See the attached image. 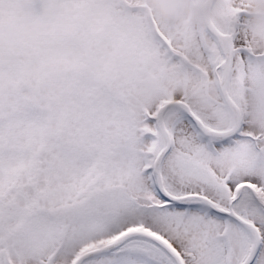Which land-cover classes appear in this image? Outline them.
I'll use <instances>...</instances> for the list:
<instances>
[{
    "label": "snow or ice",
    "instance_id": "6c2138e0",
    "mask_svg": "<svg viewBox=\"0 0 264 264\" xmlns=\"http://www.w3.org/2000/svg\"><path fill=\"white\" fill-rule=\"evenodd\" d=\"M173 104L0 97V264H264V129Z\"/></svg>",
    "mask_w": 264,
    "mask_h": 264
},
{
    "label": "rangeland",
    "instance_id": "374dc122",
    "mask_svg": "<svg viewBox=\"0 0 264 264\" xmlns=\"http://www.w3.org/2000/svg\"><path fill=\"white\" fill-rule=\"evenodd\" d=\"M15 2L16 0H0V27L5 28L6 25L17 20L18 26L24 29V21L27 18L32 16L43 19L45 29L36 36L40 38V41L46 43L42 47L43 49L39 50L42 53L47 50L45 58L49 63L56 59V55L60 61L65 59V57H62L64 54L55 53L49 48L47 40L49 35L47 29H51L52 26L58 24V15L66 14L69 18L65 24L72 23L75 25L76 22L74 21L79 20L81 16L85 17V22L82 19V21L79 20L84 22L79 29V35L87 33L89 37H92L94 35L90 32L94 30L93 28L99 27L102 20L96 13L104 12L107 14L109 10L108 4L103 0H55V9L48 15L45 13L35 15L28 12L27 16L18 17L15 15ZM126 2L136 8L127 12L126 5L115 3L113 14L115 24H118V27L114 26L107 31L104 30L102 32L103 39L99 41V43L103 42L108 53L113 55L114 69L121 65L116 58L123 57L125 60L138 63L143 56L149 55L151 47L162 44L163 40H170L174 53L180 56L186 54L202 69L209 70L210 57L203 46V40L207 41L209 38L205 34L202 37L194 30L193 26L189 25L188 16H185L182 22L173 23L164 16L159 7H150L145 0H126ZM141 4H145L146 7H138ZM88 9L90 11L86 12ZM240 10H245L252 16L243 15L239 12ZM214 13L221 23L224 21L225 16L227 18L231 17L230 20L232 18L236 19L238 24L235 29L236 47H251L255 53L264 52V18L257 15L264 13V0H217ZM149 15L153 18L152 22L149 20ZM227 18L225 19V26L229 24ZM154 30L158 31L160 36ZM34 41L35 39H30V46L31 48L34 46L35 51H37L38 45L33 44ZM83 41L85 42V40ZM1 49L0 54L2 56L10 52L8 48L6 49L4 42H2ZM165 49L164 47L163 51ZM35 51L29 49V53H27L31 60L36 58ZM163 57L165 61L160 62L157 68L151 69L153 75L149 77L144 73H137L136 78H124L120 86L132 94L134 102L144 104V110L157 106L160 109L173 95L176 100L186 98L193 107L205 111L216 127L228 128L225 126V119L221 115L222 100L216 84L211 82L207 87L200 73L188 67L184 70L178 69L181 64L180 58L175 57L170 60L167 56ZM247 64V57H241L240 52H238L234 57V66L243 68L244 87L240 99L245 110L243 114L246 115L243 116V126H245V130L259 131L264 129V78L254 74L251 69L247 68ZM32 66H37V64ZM164 70L170 72L171 75L164 78L160 83L151 81L156 76L159 77ZM210 77L213 78L212 74H210ZM13 79L12 76L6 77L8 86ZM12 88L13 85H10V92H12ZM11 99L13 98L11 97ZM135 99L140 102L135 101ZM137 107H141V105H137Z\"/></svg>",
    "mask_w": 264,
    "mask_h": 264
},
{
    "label": "trees",
    "instance_id": "16d2710c",
    "mask_svg": "<svg viewBox=\"0 0 264 264\" xmlns=\"http://www.w3.org/2000/svg\"><path fill=\"white\" fill-rule=\"evenodd\" d=\"M108 4L107 15L111 17L109 21L101 20L99 27L93 28L94 30L90 32L94 36L89 37L87 33H81L79 35V29L82 27L86 21L85 17L79 18V20H84L81 22L76 20V27H72V23L65 24L66 20L69 18L66 14L57 16L58 24H55L51 29H47V36L49 48L55 53H62V57L65 59L72 56H90L93 61L96 62V66L80 71L77 74H74L73 71L69 70L62 72L59 75L52 76L50 69L64 60L60 61L59 57L56 55L51 63H49L45 55V52H41L42 47L46 44L40 41L39 37L35 36L32 39H35L33 44L38 45V50L35 51L34 46L31 48L30 40L25 38L20 40L18 35H13L14 32L17 34L24 29L18 26L17 20L9 23L5 28L0 27V52L2 48V42L6 44V49L10 52H7V55L14 58L15 63L6 64L3 61V56L0 54V97L4 98H13L17 101H26L41 110L45 111L50 118H55L60 111V109L66 106L72 100H78L81 103H88L96 99L101 95H125L130 98L132 101V106L130 107V112L134 111L137 105H141L144 108V104L136 103L133 100V96L127 90H124L120 83L124 78H133L137 76V73H144L149 77L152 74L151 69L157 68L160 62L165 61L164 53L161 50V46L156 44L155 46L149 49V55L143 56L138 63H133L131 60H125L122 58L117 59L119 65L114 69L113 64V55L109 54L106 47L102 43H99L103 39L102 32L104 30H109L111 27H118V24H115L114 11H115V0H103ZM55 0H16L15 2V15L18 17L27 16L28 12L40 15L45 13L47 9V14H50L51 11L55 9L54 7ZM90 9H88L89 12ZM243 15L249 14L245 10L239 11ZM87 14V13H86ZM32 17V16H31ZM221 23L214 15V20L217 27L225 33H230L236 36L235 29L237 24L236 19H231L228 17L229 24L225 26V19ZM189 25L200 28L205 33V30L202 25H198L193 22L189 17ZM195 30V28H194ZM208 41L204 42V49L210 57L209 61V70L202 69L197 63L193 62L190 58H184V64L187 67H191L193 71L202 73V79L208 87L211 82L215 80L210 78V73L222 62L223 55L216 43L215 40L208 37ZM70 39L76 41V44H87L89 47V52L81 54L79 50L74 46L72 49L62 48L61 45ZM85 40V42L83 41ZM42 48V49H41ZM241 48H245L255 55L257 58L264 55V53H255L251 47H237V51H240ZM29 49H34L36 58L31 60L29 58ZM41 49V50H39ZM61 57V56H60ZM51 58V57H50ZM163 59V60H162ZM37 64V66H32ZM78 64V61H77ZM131 64V65H130ZM31 66V67H30ZM113 67V68H111ZM178 69L182 70V66H179ZM35 73H33V72ZM243 68L236 67L234 74L230 78L229 91L233 96L234 100L241 104L240 99L242 97L241 91L244 87L243 84ZM170 72L164 70L159 77L151 79L152 82L160 83L164 78L170 76ZM12 76L14 79L11 80L10 85H13V90L10 92L9 87L6 83V77ZM173 95L170 96L172 98ZM186 100V98H184ZM140 102L139 100H136ZM187 103L189 102L186 100ZM191 105V104H190ZM192 106V105H191ZM221 115L225 119V126L230 128L233 123V117L228 111L223 102H221ZM221 126V124H220ZM227 128V129H228Z\"/></svg>",
    "mask_w": 264,
    "mask_h": 264
},
{
    "label": "clouds",
    "instance_id": "9594fccd",
    "mask_svg": "<svg viewBox=\"0 0 264 264\" xmlns=\"http://www.w3.org/2000/svg\"><path fill=\"white\" fill-rule=\"evenodd\" d=\"M145 2L151 6L159 7L160 11L163 12L164 16L173 23L182 22L185 19V16L190 17L194 23L198 25H204L208 20L214 15V8L212 7V0H145ZM47 14V9L45 10ZM97 16L109 21L111 17L104 12H97ZM24 30L13 33V35H18L20 40L25 38L32 39L40 31L45 29V22L39 17L27 18L24 21ZM72 27H76L75 24ZM76 47L81 54L89 52V47L87 44H76V41L70 39L65 41L61 47L65 49H72ZM3 61L6 64L15 63L14 58L8 56L7 54L3 55ZM78 61V64H77ZM96 66V62L92 60L90 56H72L66 58L62 63L52 67L50 73L52 76L59 75L62 72L73 71L74 74L79 73L80 71L88 70Z\"/></svg>",
    "mask_w": 264,
    "mask_h": 264
},
{
    "label": "water",
    "instance_id": "95a60500",
    "mask_svg": "<svg viewBox=\"0 0 264 264\" xmlns=\"http://www.w3.org/2000/svg\"><path fill=\"white\" fill-rule=\"evenodd\" d=\"M216 1L217 0H212V7H214ZM204 27L207 33L217 41L224 55V60L220 65H218V67L215 70L217 75L218 90L226 106L235 117V125L231 130H238L241 128V124H242V113L239 106L235 103L228 90L229 78L231 75V70L234 61L233 37L231 34H226L219 31L215 26V24L213 23L212 18H210L208 22L204 24ZM219 69L223 70L222 76L218 72ZM166 105H171L172 108L175 107L172 101L165 104L161 109L165 108Z\"/></svg>",
    "mask_w": 264,
    "mask_h": 264
}]
</instances>
